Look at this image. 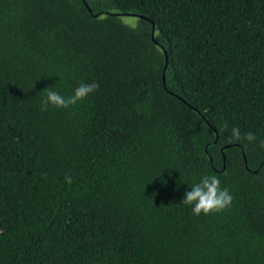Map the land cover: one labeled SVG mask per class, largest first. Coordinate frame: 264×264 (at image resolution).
<instances>
[{"label": "trees", "instance_id": "obj_1", "mask_svg": "<svg viewBox=\"0 0 264 264\" xmlns=\"http://www.w3.org/2000/svg\"><path fill=\"white\" fill-rule=\"evenodd\" d=\"M261 142L264 0H0V264H264Z\"/></svg>", "mask_w": 264, "mask_h": 264}, {"label": "clouds", "instance_id": "obj_2", "mask_svg": "<svg viewBox=\"0 0 264 264\" xmlns=\"http://www.w3.org/2000/svg\"><path fill=\"white\" fill-rule=\"evenodd\" d=\"M49 87L43 91L44 98L41 101L42 110H47L51 105L55 108L67 109L76 105L78 102L84 100L90 94L99 89V84L96 81L92 83H81L69 97H64ZM246 139L249 143L256 140L253 133L248 132L241 136L240 129L234 127L231 133V140L239 141ZM260 147L264 148V142H261ZM65 181L69 184L72 183V178L66 176ZM190 191L185 193V198L182 204L192 206V213L195 216L201 214L208 215L213 212H222L230 207L233 196L227 188H221L220 179L216 175H204L198 183L190 186Z\"/></svg>", "mask_w": 264, "mask_h": 264}, {"label": "rangeland", "instance_id": "obj_3", "mask_svg": "<svg viewBox=\"0 0 264 264\" xmlns=\"http://www.w3.org/2000/svg\"><path fill=\"white\" fill-rule=\"evenodd\" d=\"M121 20L130 26H135L138 18L134 15H123L121 16Z\"/></svg>", "mask_w": 264, "mask_h": 264}, {"label": "water", "instance_id": "obj_4", "mask_svg": "<svg viewBox=\"0 0 264 264\" xmlns=\"http://www.w3.org/2000/svg\"><path fill=\"white\" fill-rule=\"evenodd\" d=\"M88 10L91 12V9L89 8V6L86 4ZM97 15V14H96ZM167 65V55L165 57V66ZM218 135L216 134V139H217ZM244 160H245V163H246V158L244 156ZM223 161H225V157L223 156Z\"/></svg>", "mask_w": 264, "mask_h": 264}]
</instances>
